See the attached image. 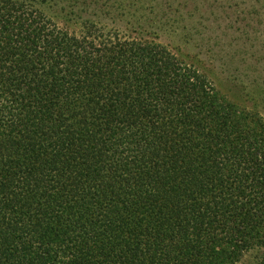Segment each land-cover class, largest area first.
Instances as JSON below:
<instances>
[{"label": "trees", "instance_id": "trees-1", "mask_svg": "<svg viewBox=\"0 0 264 264\" xmlns=\"http://www.w3.org/2000/svg\"><path fill=\"white\" fill-rule=\"evenodd\" d=\"M100 2L0 0V264L264 250V118ZM71 12L78 35L54 21Z\"/></svg>", "mask_w": 264, "mask_h": 264}, {"label": "rangeland", "instance_id": "rangeland-1", "mask_svg": "<svg viewBox=\"0 0 264 264\" xmlns=\"http://www.w3.org/2000/svg\"><path fill=\"white\" fill-rule=\"evenodd\" d=\"M99 6L97 11L109 8L121 17L127 12V22L140 19L141 25L133 28L160 27L154 36L158 43L177 51L182 62L198 69L225 98L264 118V0H101ZM67 16L54 21L78 35L82 20L74 12ZM178 16L181 20L174 19ZM102 23L126 27L118 19ZM263 253L253 249L238 264H263Z\"/></svg>", "mask_w": 264, "mask_h": 264}]
</instances>
